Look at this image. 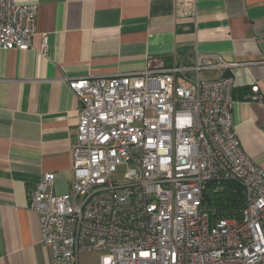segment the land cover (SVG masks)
Segmentation results:
<instances>
[{"label": "built area", "instance_id": "1", "mask_svg": "<svg viewBox=\"0 0 264 264\" xmlns=\"http://www.w3.org/2000/svg\"><path fill=\"white\" fill-rule=\"evenodd\" d=\"M39 6L0 0V49H31ZM181 6L196 18L195 0ZM227 68L195 52L190 66L149 58L142 72L68 82L80 103L71 192L47 173L29 194L55 264H264V169L234 130ZM224 183L243 188L237 218L206 202Z\"/></svg>", "mask_w": 264, "mask_h": 264}, {"label": "crops", "instance_id": "2", "mask_svg": "<svg viewBox=\"0 0 264 264\" xmlns=\"http://www.w3.org/2000/svg\"><path fill=\"white\" fill-rule=\"evenodd\" d=\"M185 1L39 0L31 49H0V264H55L29 194L47 173L57 194L71 192L80 103L70 80L142 72L149 58L221 59L236 81L234 130L264 169V0H195V19ZM255 87L262 99L247 101Z\"/></svg>", "mask_w": 264, "mask_h": 264}, {"label": "trees", "instance_id": "3", "mask_svg": "<svg viewBox=\"0 0 264 264\" xmlns=\"http://www.w3.org/2000/svg\"><path fill=\"white\" fill-rule=\"evenodd\" d=\"M213 184L206 193L208 205L217 207L220 217L237 218L244 207L243 188L235 183H224L222 192H213Z\"/></svg>", "mask_w": 264, "mask_h": 264}, {"label": "rangeland", "instance_id": "4", "mask_svg": "<svg viewBox=\"0 0 264 264\" xmlns=\"http://www.w3.org/2000/svg\"><path fill=\"white\" fill-rule=\"evenodd\" d=\"M84 260H90V259H98L99 257L96 255H90V256H82Z\"/></svg>", "mask_w": 264, "mask_h": 264}]
</instances>
